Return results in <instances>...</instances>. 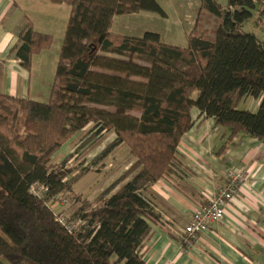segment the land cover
I'll return each instance as SVG.
<instances>
[{"label": "trees", "instance_id": "1", "mask_svg": "<svg viewBox=\"0 0 264 264\" xmlns=\"http://www.w3.org/2000/svg\"><path fill=\"white\" fill-rule=\"evenodd\" d=\"M50 1L69 6L54 73L56 94L68 98L0 94V264H147L140 246L158 217L148 187L180 169L177 147L193 122L192 108L227 130L221 149L238 133L264 141V43L243 29L253 11L263 22L264 5L199 0L219 23L213 36L191 32L181 47L153 31L111 30L116 15L165 16L157 0ZM17 38L9 54L26 69L53 40L29 21ZM248 97L259 100L255 110L242 106ZM104 131L114 138L93 163L121 144L134 159L93 199L74 194L84 223L70 232L51 203L83 171L66 167L71 153L58 167L52 156L76 134H82L78 150ZM33 183L45 187L42 195L29 191Z\"/></svg>", "mask_w": 264, "mask_h": 264}, {"label": "crops", "instance_id": "2", "mask_svg": "<svg viewBox=\"0 0 264 264\" xmlns=\"http://www.w3.org/2000/svg\"><path fill=\"white\" fill-rule=\"evenodd\" d=\"M165 1L177 18L176 25H172L177 28L185 24L196 26L205 10L199 0ZM60 5L50 0H0V94L39 101L68 98L67 94H56L54 87L55 66L69 15V11L66 14L59 9ZM164 11L165 16L161 17L167 19L169 14ZM140 12L122 15L126 19L116 15L113 23L118 19L117 27L160 35L155 26L160 17L147 12L145 19L149 24L144 25L138 17ZM209 19L213 31L219 18L213 15ZM28 21L36 31L51 34L53 40L49 48L33 55L26 69L20 59L9 54V49L17 44V34ZM202 29L212 35L206 26ZM36 78L37 83L31 84ZM258 104V99L248 97L243 106L255 110ZM191 116L193 122L177 147V174L163 176L148 187L158 217L149 221L140 252L147 264H264V202L254 195L264 196V141L238 133L221 149L227 130L215 125L213 118L204 117L196 107ZM238 168L245 171V184L225 209L223 219L182 249V228L193 210L206 203L217 187L226 184L227 169Z\"/></svg>", "mask_w": 264, "mask_h": 264}, {"label": "rangeland", "instance_id": "3", "mask_svg": "<svg viewBox=\"0 0 264 264\" xmlns=\"http://www.w3.org/2000/svg\"><path fill=\"white\" fill-rule=\"evenodd\" d=\"M162 7L166 10L169 14L168 18H162L160 15L153 13L150 14L156 15L160 17V21L156 23V28L160 31V39L162 42L181 46L184 47L187 44V34L189 33H199L202 32V28L204 26L207 27L206 31H208L211 36H213V23L209 19L213 16L207 10H203L200 13L198 23L196 26L186 25L181 26L180 28L173 27L172 25H176L177 18L173 14V11L170 8V5L165 1L161 0ZM218 4L225 6L227 0H215ZM64 13L67 14L69 11V6L67 4H61L59 6ZM172 12V13H171ZM144 21V25L149 24L146 21L147 12H140L139 14ZM118 19H126V16H117ZM116 17V18H117ZM115 18V19H116ZM118 19H116L112 25L111 30L116 33L124 34V35H131V36H141L142 32L136 33L132 32L127 29L126 26H118ZM190 21V18H187ZM188 21V22H189ZM207 23V24H206ZM264 17L263 22L261 23L257 19V12L253 13V16L248 18L243 23V29L253 32L259 39H261L264 43ZM140 63L146 64L147 62L143 57L138 60ZM38 65H35V69ZM34 72V70H33ZM46 76L48 77V71ZM37 78L34 79L31 84L37 83ZM49 96L51 93L49 92ZM61 101L65 99V97H60ZM243 106V104H242ZM106 108L111 109L109 106H105ZM131 113L137 114L136 112L132 111ZM92 125L87 126L85 129L89 131ZM93 129V128H92ZM114 138V133L112 131H104L99 136L98 139L95 141L89 142L84 147L81 146L78 150H75L78 144L82 139V134H76L62 143V145L58 148V150L52 156V162L54 167H58L60 161L63 157L67 154L71 153L72 158L67 162L66 167L74 168V171H83L79 180L73 185L71 191H61L55 200L51 203L52 209L55 213H64L68 221H71L74 228H80L84 220L82 218V214L84 213L80 209V203L75 199L74 194H80L82 197L93 199L95 196L99 194L101 190H103L111 181L117 177L130 163L133 161V156L129 152L128 148L121 144L114 148L106 157L102 160L96 161L97 163H93V157L98 154L107 144ZM42 192V191H40Z\"/></svg>", "mask_w": 264, "mask_h": 264}, {"label": "built area", "instance_id": "4", "mask_svg": "<svg viewBox=\"0 0 264 264\" xmlns=\"http://www.w3.org/2000/svg\"><path fill=\"white\" fill-rule=\"evenodd\" d=\"M258 1L264 5V0ZM225 177L227 180L226 184L222 187H217L206 203L197 206L183 226V236L181 239L182 249L188 248L193 241L198 239L200 233L206 232L212 224L220 222L223 219L225 209L228 207L232 199L241 191L246 180L243 168L227 169ZM45 190V187L39 183H33L29 187V191L35 195H42ZM254 195L259 199H263L262 202H264L263 195L257 193ZM55 216L68 231L73 232L77 230L74 228L71 221L67 220L64 213H55Z\"/></svg>", "mask_w": 264, "mask_h": 264}]
</instances>
